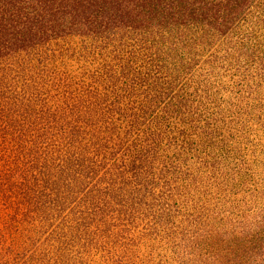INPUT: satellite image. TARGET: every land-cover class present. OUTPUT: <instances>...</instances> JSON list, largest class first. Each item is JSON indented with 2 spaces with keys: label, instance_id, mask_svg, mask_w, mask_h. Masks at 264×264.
<instances>
[{
  "label": "trees",
  "instance_id": "16d2710c",
  "mask_svg": "<svg viewBox=\"0 0 264 264\" xmlns=\"http://www.w3.org/2000/svg\"><path fill=\"white\" fill-rule=\"evenodd\" d=\"M0 264H264V0H0Z\"/></svg>",
  "mask_w": 264,
  "mask_h": 264
}]
</instances>
